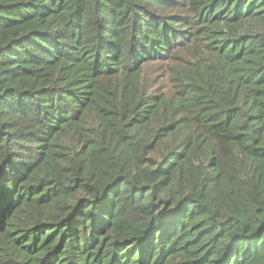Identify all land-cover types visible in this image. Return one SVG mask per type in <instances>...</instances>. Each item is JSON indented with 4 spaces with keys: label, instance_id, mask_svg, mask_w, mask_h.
Instances as JSON below:
<instances>
[{
    "label": "trees",
    "instance_id": "obj_1",
    "mask_svg": "<svg viewBox=\"0 0 264 264\" xmlns=\"http://www.w3.org/2000/svg\"><path fill=\"white\" fill-rule=\"evenodd\" d=\"M0 264H264V0H0Z\"/></svg>",
    "mask_w": 264,
    "mask_h": 264
}]
</instances>
